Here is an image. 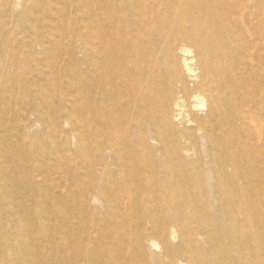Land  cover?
Instances as JSON below:
<instances>
[{"label":"bare ground","instance_id":"bare-ground-1","mask_svg":"<svg viewBox=\"0 0 264 264\" xmlns=\"http://www.w3.org/2000/svg\"><path fill=\"white\" fill-rule=\"evenodd\" d=\"M80 1V99L109 184L94 202L117 207L90 215L110 245L90 264H264V0Z\"/></svg>","mask_w":264,"mask_h":264},{"label":"rangeland","instance_id":"rangeland-1","mask_svg":"<svg viewBox=\"0 0 264 264\" xmlns=\"http://www.w3.org/2000/svg\"><path fill=\"white\" fill-rule=\"evenodd\" d=\"M18 1L0 0V259L90 264V249L99 242L110 247L108 240L96 238L90 215L117 209L115 204L107 208L105 199L94 202L109 184L101 181L90 110L80 99L79 84L83 76L89 78L90 21L80 16V0H45V7ZM27 7L31 10L23 14ZM67 60L74 61L70 68ZM73 118H83L85 127ZM64 157L72 160L73 173ZM159 215L169 218L166 210ZM150 238L160 250L149 244L146 252L161 255L162 233Z\"/></svg>","mask_w":264,"mask_h":264}]
</instances>
